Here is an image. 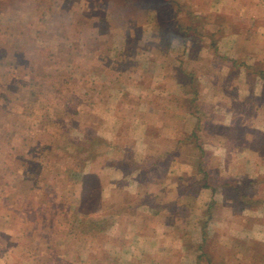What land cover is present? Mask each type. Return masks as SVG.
<instances>
[{"label":"crops","instance_id":"crops-1","mask_svg":"<svg viewBox=\"0 0 264 264\" xmlns=\"http://www.w3.org/2000/svg\"><path fill=\"white\" fill-rule=\"evenodd\" d=\"M121 4L137 6L136 15L121 23L116 34L107 25L119 44L98 52L119 63L103 71L105 99L113 102L110 112L119 126L115 136L107 133L103 139L110 143L120 132L123 138L117 143L128 157H103L101 168L115 174L104 188L111 192L118 187L119 192L100 212L105 220L115 218L94 243L103 249L99 261L206 264L209 256L213 264H264V158L257 152L262 147L256 135L264 133V82L255 72L264 62L256 56L262 51L256 46H264L255 39L264 36L259 26L264 0H231L223 8L221 0H172L173 12L184 11L175 19L181 28L191 21L185 9L197 5L237 25L223 31L212 56L201 54L211 53L206 41H183L178 28L168 33L157 29L158 0ZM212 28L207 31L217 29ZM163 36L170 41L163 42ZM230 133L234 136H226ZM224 149L231 150L230 156ZM245 149L249 152L240 156ZM113 150L109 146L105 152L112 157ZM97 157L92 167L98 166ZM121 220L130 228H123ZM90 251L85 259L80 251V258L96 264L98 255Z\"/></svg>","mask_w":264,"mask_h":264},{"label":"rangeland","instance_id":"rangeland-1","mask_svg":"<svg viewBox=\"0 0 264 264\" xmlns=\"http://www.w3.org/2000/svg\"><path fill=\"white\" fill-rule=\"evenodd\" d=\"M161 1L164 10L172 4V0ZM230 1L221 0V7ZM195 7L205 13L200 22L210 29L216 14ZM136 8L121 0H0V264H86L90 248L98 255L94 262L105 263L99 261L101 245L94 243L102 239L104 228L112 225L115 216L105 220L100 212L117 200L119 191L118 187L107 190L115 174L101 165L103 157H128L117 143L123 136L119 132L90 158L84 174L95 176L97 186L90 178L87 194L80 181L73 182L77 169L63 152L85 132L102 138L107 133L115 136L119 126L110 112L113 102L105 99L108 89L103 71L116 69L119 63L98 51L119 44L118 35L110 34L106 26L111 24L110 32L118 33L121 23L136 15ZM169 14L172 12L165 17ZM216 16L225 32L237 27ZM259 26L264 30V21ZM256 37L264 46V36ZM256 48L262 49L256 53L257 60L264 61V48ZM260 64L257 70L264 69V62ZM239 66L246 71L247 66ZM108 72L115 76V71ZM256 135L252 138L257 139ZM109 146L114 149L112 157L110 151L105 152ZM224 153L230 156L231 150L224 149ZM248 154L257 156L251 151ZM97 155L94 163L98 166L92 167L91 160ZM89 202L93 203L88 207ZM130 202H134L132 197ZM82 217L101 222L81 232L88 228ZM121 225L130 228L127 220H121ZM62 256L70 263L61 261Z\"/></svg>","mask_w":264,"mask_h":264},{"label":"trees","instance_id":"trees-1","mask_svg":"<svg viewBox=\"0 0 264 264\" xmlns=\"http://www.w3.org/2000/svg\"><path fill=\"white\" fill-rule=\"evenodd\" d=\"M158 8H160V17H161V22H159V24L157 25V29L159 31H164V32H171V29L173 28H178L180 30V32L182 33V37H183V41L191 38L193 40V42L199 44L202 43L204 44L205 41H207L208 44V50L211 51L212 54H215L216 49H217V41L219 40V38L221 37L220 35L223 33L224 31V27H223V23L216 21L217 16L214 15L212 17L213 20H215V22L218 23V27L214 26V24H212L211 26H213L212 29H216V31H211L208 32L209 29V25L207 24L205 26V24H201L200 21H202V19L204 20V16L203 14H205L204 12H201V10L198 9H194V11H188L185 9V12L188 13V15L191 18V21L189 23V25L186 28H181L179 26L176 25L175 19L177 18V16L179 14H182L184 11L182 9H177L176 12H173L171 6H169L168 8H166L165 10L161 8L160 5H162V1L158 0ZM62 7V6H59ZM50 8L46 9L49 10ZM169 14V16L165 17L166 13H171ZM166 12V13H165ZM45 13V12H43ZM210 18V20H212ZM224 18H222L223 20ZM225 20V19H224ZM206 21H208L207 23H209V19ZM214 22V21H213ZM214 22V23H215ZM211 23V22H210ZM208 30V31H207ZM169 36H163L162 37V41L166 42V41H170L171 38H168ZM256 74L258 77H260V79L263 80L264 82V69H256ZM195 136H197L196 133H193ZM229 134H226V136H228ZM260 141H261V149H257V152H261L263 153L262 150H264V133H258ZM240 136H242V134H240ZM67 140H70V137H66ZM73 143V144H72ZM70 147H64L65 152H63L67 157L70 158L71 162L74 163L75 167L77 169V173H76V178L73 180V182L76 184L78 181H80L81 183V189L82 191L87 194L86 192H88V190H90L89 185L87 184V182L89 181L90 178L93 179V183H95V187L97 186V179L95 178V176H93L92 174H84V169L86 168V166L88 165L90 158H92V156L96 153H98L100 151V147L101 145H107L106 140H104L102 137H100L97 134H91V133H84L82 138L78 139L76 141V143L72 142ZM203 153V151H202ZM138 181H140L141 183H143L144 181V177L142 175L138 176ZM87 184V185H86ZM225 185H229V183H224ZM94 188V187H93ZM95 189V188H94ZM241 191L242 188L240 187ZM251 190V189H250ZM76 192V191H74ZM240 192V191H239ZM255 193L258 194V190L255 191ZM240 197H243L244 194L242 192L239 193ZM77 201H78V197H76ZM90 201V200H89ZM257 202H262L261 197H257L256 198ZM93 203V202H91ZM89 202L88 207L91 204ZM83 201L81 200L79 203V208L82 207ZM82 222V224H88V228L84 227L81 228V232L84 231H88L91 228H93L96 224H100L101 221L99 220H89L85 217H82L80 219ZM81 221H79V223H81ZM82 226V225H81ZM206 256V255H204ZM206 264H213L212 259L209 256H206Z\"/></svg>","mask_w":264,"mask_h":264}]
</instances>
